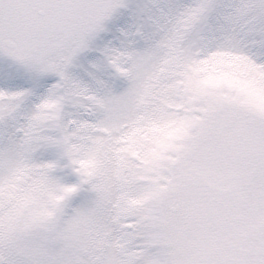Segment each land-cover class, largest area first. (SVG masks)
<instances>
[{
  "label": "snow or ice",
  "instance_id": "obj_1",
  "mask_svg": "<svg viewBox=\"0 0 264 264\" xmlns=\"http://www.w3.org/2000/svg\"><path fill=\"white\" fill-rule=\"evenodd\" d=\"M0 264H264V0H0Z\"/></svg>",
  "mask_w": 264,
  "mask_h": 264
}]
</instances>
